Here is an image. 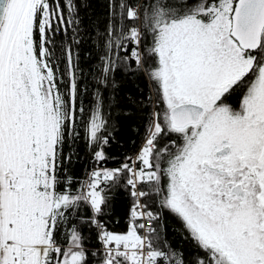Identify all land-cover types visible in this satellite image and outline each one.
Returning a JSON list of instances; mask_svg holds the SVG:
<instances>
[{"label": "snow or ice", "instance_id": "6c2138e0", "mask_svg": "<svg viewBox=\"0 0 264 264\" xmlns=\"http://www.w3.org/2000/svg\"><path fill=\"white\" fill-rule=\"evenodd\" d=\"M120 8L127 27L110 25L106 48L138 68L152 61L161 104L134 159L94 167L73 189L62 170L78 125L98 165L109 143L101 95L84 120L71 47L61 46L65 72L57 62L55 36L73 25L74 0H0V264H88L75 223L82 206L97 230L98 264H184L160 243L162 211L199 250L191 264H264V0ZM102 62L104 73L115 66L110 56ZM121 182L133 204L127 231L116 233L100 218Z\"/></svg>", "mask_w": 264, "mask_h": 264}, {"label": "trees", "instance_id": "16d2710c", "mask_svg": "<svg viewBox=\"0 0 264 264\" xmlns=\"http://www.w3.org/2000/svg\"><path fill=\"white\" fill-rule=\"evenodd\" d=\"M123 2L126 0H74V16L68 17L73 20V25L55 36V52L61 72H65L67 68L61 55V46L71 47L77 65L80 99L85 108L84 120L88 119V109L95 103V96L101 95L103 116L107 121L105 135H109V143L104 148L107 159L99 165L93 159L96 148L90 147L86 142L82 124L78 125L79 138L65 143L64 154L71 156V160L64 162L62 179L71 176L73 189L79 188L87 180L94 167L119 168L126 158L132 157L147 135L150 113L160 106L156 84L146 70L152 61L149 60L146 67L138 68L134 62L126 61L124 54L115 47L111 51L106 48L110 25H115L117 31L121 25L127 27L126 20L121 18L120 4ZM143 2L144 0H132L134 4ZM176 2L180 3L181 0ZM150 39L149 37L146 40L145 47L150 44ZM107 56L111 57L115 66L104 73L102 58ZM67 82L66 74L65 86ZM108 195L106 214L100 219L108 230L124 233L130 223V209L133 204L130 189L121 182L112 187ZM147 203L154 211L158 210L154 200H148ZM90 216V209L82 206L75 223L84 236L85 247L89 252L88 264H98L97 259L91 256L99 247L97 232L91 224L84 222ZM156 228L160 243L167 245V249L177 256L182 254L184 264H191L199 250L188 238L181 222L167 211H162Z\"/></svg>", "mask_w": 264, "mask_h": 264}, {"label": "flooded vegetation", "instance_id": "af4514ba", "mask_svg": "<svg viewBox=\"0 0 264 264\" xmlns=\"http://www.w3.org/2000/svg\"><path fill=\"white\" fill-rule=\"evenodd\" d=\"M155 89H156L157 96H158V98L160 100V94H159L158 86L157 85H155ZM240 95H241V91L240 90H237V93H235L230 98L229 102L232 103L234 106H238V101H239ZM159 104H161V100H160Z\"/></svg>", "mask_w": 264, "mask_h": 264}, {"label": "built area", "instance_id": "2783aa9c", "mask_svg": "<svg viewBox=\"0 0 264 264\" xmlns=\"http://www.w3.org/2000/svg\"><path fill=\"white\" fill-rule=\"evenodd\" d=\"M145 140V139H144ZM144 140L142 141V143H141V145L139 146V149L134 153V155L131 157V158H135L136 157V154L138 153V151L140 150V148H141V146H142V144H143V142H144ZM130 189V188H129ZM130 193H131V189H130ZM130 196H131V194H130ZM132 197V196H131ZM133 199V198H132ZM95 228V227H94ZM96 229V228H95ZM96 232H97V230H96ZM100 248V245H99V247H98V249Z\"/></svg>", "mask_w": 264, "mask_h": 264}]
</instances>
